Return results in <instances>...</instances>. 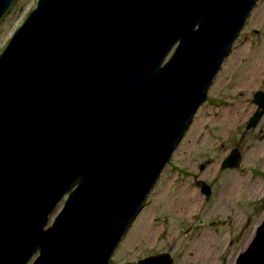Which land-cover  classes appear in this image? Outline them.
I'll return each instance as SVG.
<instances>
[{"label": "water", "instance_id": "95a60500", "mask_svg": "<svg viewBox=\"0 0 264 264\" xmlns=\"http://www.w3.org/2000/svg\"><path fill=\"white\" fill-rule=\"evenodd\" d=\"M255 2L35 1L0 51V264L108 263ZM233 264H264V215Z\"/></svg>", "mask_w": 264, "mask_h": 264}, {"label": "rangeland", "instance_id": "374dc122", "mask_svg": "<svg viewBox=\"0 0 264 264\" xmlns=\"http://www.w3.org/2000/svg\"><path fill=\"white\" fill-rule=\"evenodd\" d=\"M35 1L14 0L2 15L0 51ZM258 90L264 92V0L250 9L205 100L107 264H137L158 253H167L171 264H233L264 215V113L255 127L244 126L255 110L251 99ZM231 149L239 151L240 162L220 171ZM195 177L210 186L208 200L195 186ZM253 182L255 192H230V184L247 189ZM60 207L58 203L51 211L45 226Z\"/></svg>", "mask_w": 264, "mask_h": 264}, {"label": "flooded vegetation", "instance_id": "af4514ba", "mask_svg": "<svg viewBox=\"0 0 264 264\" xmlns=\"http://www.w3.org/2000/svg\"><path fill=\"white\" fill-rule=\"evenodd\" d=\"M251 103L252 104H254L253 102H252V99H251ZM255 105V104H254ZM256 107V106H255ZM263 115V114H262ZM261 115V116H262ZM248 119V118H247ZM260 119V118H259ZM246 122L247 121H245V124H244V126L246 125ZM255 127V126H254ZM240 154V153H239ZM201 169H202V165H200L199 167H198V172H200L201 171ZM220 171H222V170H224V169H220V168H218ZM225 169H228V168H225ZM197 179H196V177H195V181H196ZM195 181H194V184H195ZM256 182H253L251 185H250V187H248L247 189L246 188H244V189H242L240 186H239V188H237V187H234L233 189H232V187H233V185H229V189L230 190H233V191H230V192H232L233 194L234 193H237V192H242V191H248V193H252V192H255L256 191V184H255ZM207 185H208V183H207ZM235 185V184H234ZM196 186V185H195ZM197 187V186H196ZM198 188V187H197ZM209 189H210V194H211V188H210V186H209ZM226 189L228 190V188L226 187ZM198 190H199V188H198ZM200 192V191H199ZM201 193V192H200ZM204 200V199H203ZM200 221H202V220H200ZM200 223H202V222H200ZM218 223H214V222H209L208 223V225H210V226H216Z\"/></svg>", "mask_w": 264, "mask_h": 264}, {"label": "bare ground", "instance_id": "6f19581e", "mask_svg": "<svg viewBox=\"0 0 264 264\" xmlns=\"http://www.w3.org/2000/svg\"><path fill=\"white\" fill-rule=\"evenodd\" d=\"M233 19V18H232ZM256 184V183H255Z\"/></svg>", "mask_w": 264, "mask_h": 264}]
</instances>
